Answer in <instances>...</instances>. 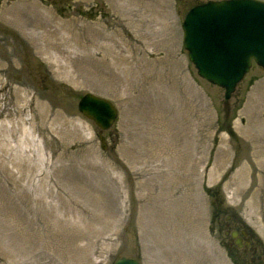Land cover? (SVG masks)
<instances>
[{"label":"rangeland","instance_id":"rangeland-1","mask_svg":"<svg viewBox=\"0 0 264 264\" xmlns=\"http://www.w3.org/2000/svg\"><path fill=\"white\" fill-rule=\"evenodd\" d=\"M17 1L0 0L3 66L7 59L3 52L10 49L4 42L20 43L15 68L0 72V128L5 127L0 129V258L22 262L12 231L13 216L23 209L21 196L35 208V199L45 191H56L58 181L72 187L71 179L79 175L82 186L88 184L86 158L65 161L64 173L51 174L47 168L50 161L62 166L47 147L53 137L62 135V128L70 154L75 143L93 147L98 154L97 199L85 200L88 216L73 213L80 225L66 224L64 231L52 226L54 240L64 239V257L59 251L63 243L53 241L56 264L63 260L64 264H114L124 257L142 264H183V256L192 257L194 264H231L209 230V188L220 192L264 245V70L254 64L229 100L223 89L198 75L183 47L182 23L191 8L208 0H167L171 20L165 30L151 26L152 32L148 25L146 29L128 25L123 14L130 8L128 0H27L69 28L64 32V39L70 40H64V74L6 20L5 8ZM121 19L124 23L117 27ZM102 28L116 30L118 39L131 47L139 43L138 32L146 30L148 54L142 66L131 71L139 86L146 85L145 96L138 92L139 86H121L101 64L93 39ZM85 40L88 46L81 49ZM164 52L168 60L156 67L154 60ZM134 55L140 56L139 51ZM19 94L37 105L39 117L32 120L30 109L16 112L12 101ZM86 94L110 100L119 112L116 124L104 133V143L100 131L78 111ZM43 110L49 113L46 122L40 118ZM12 127L16 133L7 136L5 129ZM162 128L181 135L189 147L187 155L170 167L152 157ZM93 216L98 221L90 223Z\"/></svg>","mask_w":264,"mask_h":264},{"label":"bare ground","instance_id":"bare-ground-1","mask_svg":"<svg viewBox=\"0 0 264 264\" xmlns=\"http://www.w3.org/2000/svg\"><path fill=\"white\" fill-rule=\"evenodd\" d=\"M115 1L118 2L119 0ZM122 5L125 7L127 4L122 3ZM128 6H130L128 12L123 14L130 18L133 16L138 18L137 20L130 21L124 16L129 26L135 23V25L140 26L141 29H146V25H148L150 28L147 31L152 32L151 26L160 27L165 30L168 21L171 20V12L167 0H128ZM4 15L9 24L15 25L20 33L31 41L36 53L42 56V58L45 57L44 59L53 60L58 64V69L63 71L62 73L64 74V64L62 63V60H64V40L65 42L67 41L66 43L70 41L64 39V32L67 33L69 31V28L64 26V22H58L50 13L45 14V11H41L36 3L27 0H19L7 6L4 10ZM122 22V19L118 20L117 27L124 23ZM157 31L160 32V30ZM138 33L140 38L136 42L139 43H136L135 47H131L122 39H118L119 35L116 30L107 32L106 29H99L95 34V39H93L94 48L97 53L102 56L100 62L105 70L110 71L109 73L120 81V85L128 89H136L139 86L138 77H131V71L138 65L142 66L148 54V45L144 42L145 38L148 36L146 30ZM4 44L5 46H9L10 49L8 50V54L3 52L4 55H7V59H4L6 61L4 66L0 60V72L15 68V64L18 62L17 47L20 44L19 41H5ZM155 44L156 43H154V45ZM87 46L88 42L85 40L82 42L81 49H86ZM137 51H139L140 56L136 57L134 54ZM155 51L157 52L158 50ZM161 56L165 58H161ZM158 57L159 58L154 60L156 67L157 65H164L169 55L167 52H164L163 55H158ZM138 69L141 70V67ZM168 72L173 73L174 70L169 69ZM171 83L172 85H169V87L173 88L175 83ZM138 88V92L141 96H145L146 85L141 83ZM19 95L12 101V104L17 107L16 112L20 114L24 109H30L33 114L32 120L36 116L39 117L37 105L33 101H27L25 98L28 95L26 93H23L25 97ZM5 110L6 109H3V111ZM41 114L40 118L42 121L46 122L49 113L47 110H43ZM162 115L164 119L166 117L164 110H161L159 114V116ZM185 125L186 124L183 126ZM3 128L5 127L2 126L0 129ZM61 131L62 135H59L58 138L53 137L49 142L46 141V144L48 142L47 147L51 149L53 157H55L62 166L57 167L53 161H50L49 163L51 164L47 168L51 170V174L56 173L57 170H61L64 173L65 161L72 162L75 158L79 160L86 158V170H88L89 173V176L86 175L88 184L82 186L79 175L71 179V181H73L72 187L65 186L64 180L63 182L57 180L58 184H55L56 191H45L40 197H37L34 201L35 208L31 206L27 198L21 196L20 201L23 209L22 211L20 209V211L13 216L12 231L16 234L15 237L19 246L18 256L21 257L22 262H15L12 257L9 259L10 261L1 257L0 264H56L51 253L53 241L63 243L59 251L64 257V239L54 240L57 238L51 234V231L53 232L52 226L55 225L56 230L64 231V225L66 224L75 226L80 225L82 221L79 222V219L76 217L73 218V213L88 216L89 209L85 204V200L87 198L92 201L97 199L95 181L97 178L98 154L93 147L87 148L82 143L73 144L75 151L73 154H70L67 148L68 146L64 144L63 139L65 133L63 128ZM182 132L184 133L187 131L182 130ZM5 133L7 136L11 137L12 134L16 133V129L13 127L11 129L6 128ZM12 138L14 139V137ZM185 145V140H183L181 135H178L173 130L162 128L156 144L152 147V157L160 161L162 166H166V163H168L167 166L170 167L174 161H178L187 155V149H189V147ZM181 156L182 158H180ZM71 165L72 164L67 167L70 168L72 167ZM44 174L45 173L41 174L40 177H44ZM164 177H166V175L163 171L161 173V180L165 183L167 182V178ZM42 181H44V179H42ZM44 183L45 181L40 182L41 185ZM64 186L67 188H64ZM73 192L76 195H74ZM53 201L58 203L54 204ZM31 203H33V201ZM99 203L100 206H103L100 201ZM47 208L50 209V215ZM97 219V216L90 217V223L97 222ZM161 253H163L162 250ZM181 259L183 264H194L192 257L183 256ZM57 264H64V260Z\"/></svg>","mask_w":264,"mask_h":264},{"label":"water","instance_id":"water-1","mask_svg":"<svg viewBox=\"0 0 264 264\" xmlns=\"http://www.w3.org/2000/svg\"><path fill=\"white\" fill-rule=\"evenodd\" d=\"M184 29L191 60L203 76L226 88L227 99L249 71L252 57L264 66L262 3L252 0L209 3L188 15ZM79 109L103 130L110 128L117 117L111 103L91 95L82 99ZM116 264L137 263L123 259Z\"/></svg>","mask_w":264,"mask_h":264},{"label":"flooded vegetation","instance_id":"flooded-vegetation-1","mask_svg":"<svg viewBox=\"0 0 264 264\" xmlns=\"http://www.w3.org/2000/svg\"><path fill=\"white\" fill-rule=\"evenodd\" d=\"M212 231L218 232L221 245L234 264H264L263 247L238 213L219 197L211 198Z\"/></svg>","mask_w":264,"mask_h":264}]
</instances>
